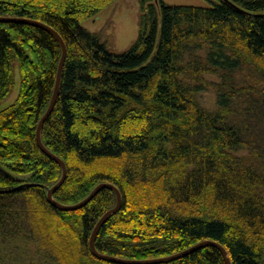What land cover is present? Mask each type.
Masks as SVG:
<instances>
[{
	"label": "trees",
	"instance_id": "1",
	"mask_svg": "<svg viewBox=\"0 0 264 264\" xmlns=\"http://www.w3.org/2000/svg\"><path fill=\"white\" fill-rule=\"evenodd\" d=\"M117 1L0 0V17L44 23L67 45L42 130L68 170L54 198L76 204L105 182L121 191V209L96 238L103 254L152 260L214 241L232 264H264V0H140L138 38L124 51L82 25ZM61 55L48 31L0 22V102L13 90L15 64L21 79L16 102L0 111L8 173L0 172V255L23 249L30 264H115L90 248L97 222L116 206L114 191L69 212L47 197L62 169L36 132ZM210 89L213 110L200 98ZM159 264L226 263L209 246Z\"/></svg>",
	"mask_w": 264,
	"mask_h": 264
},
{
	"label": "water",
	"instance_id": "2",
	"mask_svg": "<svg viewBox=\"0 0 264 264\" xmlns=\"http://www.w3.org/2000/svg\"><path fill=\"white\" fill-rule=\"evenodd\" d=\"M0 22L26 24V25H31V26H35V27L44 29V30L48 31L49 33H51L58 40V42L61 45L62 55H61V59H60L59 67H58L54 94H53V97H52V100H51V103H50L48 110L46 111L45 115L42 117V119L39 122L37 132H36V141H37L39 148L42 150V152L44 154H46L51 160L55 161L62 169V177L59 180V182L57 184H55L53 187L48 188V191H47L48 200H49L50 204L53 207H55L56 209L61 210V211H66V212L77 211V210L87 206L103 189H110V190L115 192L116 197H117L116 206L114 208H112L111 210L107 211L101 217V219L97 222V224L93 230V233L91 235L90 248H91L93 255L100 260L109 261V262H112L115 264H159V263H165V262L174 261V260L186 257L193 252H196L200 249L211 246V247L217 248L221 252L226 264H232V261L229 257L227 250L220 243H217L214 241H203V242H200V243L194 245L193 247L186 249V250H184L180 253H177L175 255H171V256L163 257V258H158V259H152V260L122 259L119 257L100 253L97 250L96 238L98 236V233L101 230V228L103 227V225L110 219V217L115 215L116 213H118L119 210L121 209L122 204H123L122 193L115 185L105 182V183H101V184L97 185L94 188V190L90 193V195L79 203L72 204V205H66V204H62V203L58 202L54 198V195L64 185V183L67 179V175H68L67 166H66V163L60 157H58L56 154L52 153L44 145L43 140H42L43 127H44L45 123L47 122V120L49 119V117L52 115V113L56 107V104H57L60 86H61L63 69H64L66 59H67V54H68L67 45H66L64 39L61 37V35L56 30H54L52 27H50L44 23H41L39 21H35V20H31V19H23V18L0 17ZM0 172L8 174L1 167H0Z\"/></svg>",
	"mask_w": 264,
	"mask_h": 264
},
{
	"label": "rangeland",
	"instance_id": "3",
	"mask_svg": "<svg viewBox=\"0 0 264 264\" xmlns=\"http://www.w3.org/2000/svg\"><path fill=\"white\" fill-rule=\"evenodd\" d=\"M171 5H188L208 7L210 3L206 0H165ZM140 0H119L97 16L85 21L82 25L90 30L101 34L103 38L113 45L117 51L128 49L138 38L139 34ZM210 81H217L213 75H208ZM20 72L15 64V84L11 94L0 102V111L13 105L20 94ZM201 103L209 110H213L216 104V94L213 89L201 94ZM21 180H28L30 175H18ZM25 250H18L16 255L11 253L0 255V264H30L34 255H26ZM23 252V253H21ZM20 253V254H19Z\"/></svg>",
	"mask_w": 264,
	"mask_h": 264
}]
</instances>
